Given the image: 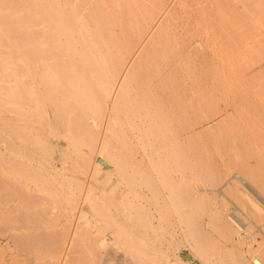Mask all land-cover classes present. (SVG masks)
<instances>
[{"label":"rangeland","instance_id":"1","mask_svg":"<svg viewBox=\"0 0 264 264\" xmlns=\"http://www.w3.org/2000/svg\"><path fill=\"white\" fill-rule=\"evenodd\" d=\"M157 4L0 0V264H264V0Z\"/></svg>","mask_w":264,"mask_h":264},{"label":"bare ground","instance_id":"2","mask_svg":"<svg viewBox=\"0 0 264 264\" xmlns=\"http://www.w3.org/2000/svg\"><path fill=\"white\" fill-rule=\"evenodd\" d=\"M157 3H158V0H111V23L110 24H113V27H116L117 26L116 24H118V25L119 24H121V25L124 24V26H122V27H124L126 29H128V28L130 29L131 28V30L133 29V30L139 31V34L136 35V37L139 36L137 38L138 39L140 38V40H137L136 38H135L136 40L135 39L132 40V38L131 39L128 38L131 41V43H133L132 41H135L138 44V41L140 42L144 38V36L147 34L148 38L146 37L147 39H144V41L146 40V42L143 43V44L146 45V48H148L153 43L154 39L157 41V40L161 39L164 35L166 36L165 37L166 39L164 37L162 39H164V41L167 42L168 36L165 34L166 33V28H165V26H164V28L162 27L163 26L162 25L163 22H159V18L160 19H162V18L158 17V14H160L159 12H161V10L159 11ZM65 8L69 9L67 7H65ZM60 9L62 10V7ZM123 13L126 16L125 17L126 20L124 18V21H122L123 20L122 17H124V16H122V15H124ZM164 19H163V21H165ZM100 20H103V19H100ZM123 22H125V23H123ZM159 23H162V24H159ZM164 24L166 25V23H164ZM121 25H119V27H117V28L119 29L121 27ZM161 27L163 28V31L165 30V33L163 31H162L163 34L159 33L160 36H162L160 38V36L158 37L157 33L161 32V30H160ZM121 28H120V30L123 29V28L122 29ZM151 30H153L152 32H155L154 30H156V32L157 31L158 32L157 33L155 32L154 35L152 33H151L152 35L151 34L148 35L149 31H151ZM128 35H132L131 32H130V34L128 33L127 36ZM116 36H118V35H116ZM116 36L113 37L112 34L110 35V38H109L110 42H108V48L110 49V52H112V54L114 55V57L118 61V59L119 60L122 59L120 54L122 53V56H123L124 55V51H127L126 49L128 48V46H130V48H131V45H130L131 43L127 42V44H129V45H126L124 41H127L126 40L127 37H125L126 38L125 39L124 37H121V36H120V40L122 41V43H120V40L118 39V37L116 38ZM155 37H157L159 39H156ZM115 39H118L119 43H118V41L116 42ZM160 41H159V43H160ZM162 43H164L163 40H162ZM121 44H123V47L121 46ZM120 46L122 48H120ZM124 46L126 48H124ZM119 49L120 50L122 49L123 52L120 51ZM130 51L132 52V49L127 51L128 55H129ZM127 52H126V54H127ZM148 52L151 53L150 50H148ZM151 55L154 58L155 54L152 53ZM120 61H122V60H120ZM164 119L166 121V118H162L161 120H163V121H161V123L164 122ZM232 177L235 178L236 180H238L247 190H249V192L252 195H254L258 200H260V202H262L264 204V197L252 185V183H250L244 176H242L239 172H234ZM223 190L224 189H220V188L217 189L218 195H221L222 193L224 194L225 192ZM246 217H248V216H245L244 218H246ZM227 219L230 220V223L232 222L234 224V227H236V230L239 231V232H240V230L241 231H245L246 227L248 226L247 223H249L248 221H252L251 219H249V217L246 218V219L241 218L235 211H231L227 215ZM233 224L231 226H233ZM253 224L255 225V227L257 229H259V231H261V233H263L262 229L257 224H255V223H253ZM242 237L244 238V236H242ZM243 238H242V240H243ZM102 244H103V242H102ZM251 264H263V262L257 255L256 256L252 255Z\"/></svg>","mask_w":264,"mask_h":264}]
</instances>
